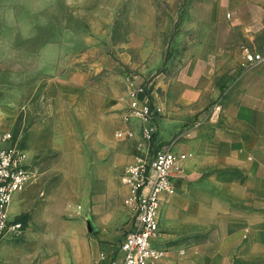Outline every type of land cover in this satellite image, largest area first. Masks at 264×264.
Returning <instances> with one entry per match:
<instances>
[{"label": "rangeland", "instance_id": "rangeland-1", "mask_svg": "<svg viewBox=\"0 0 264 264\" xmlns=\"http://www.w3.org/2000/svg\"><path fill=\"white\" fill-rule=\"evenodd\" d=\"M229 11L223 0H0V148L24 149L34 172L11 203L23 226L0 236V264H98L123 241L127 168L186 150L230 94L223 69L248 42ZM141 86L158 109L152 137L131 107Z\"/></svg>", "mask_w": 264, "mask_h": 264}, {"label": "crops", "instance_id": "crops-1", "mask_svg": "<svg viewBox=\"0 0 264 264\" xmlns=\"http://www.w3.org/2000/svg\"><path fill=\"white\" fill-rule=\"evenodd\" d=\"M223 4L230 10L227 22L246 42L264 34V0ZM242 61L243 53L239 67L223 69L230 94L220 114L211 116L206 131H191L180 151L189 155L185 174L161 216L168 253L154 264H264V63L254 69ZM30 189L24 185L17 201ZM94 258L107 264L98 252Z\"/></svg>", "mask_w": 264, "mask_h": 264}, {"label": "built area", "instance_id": "built-area-1", "mask_svg": "<svg viewBox=\"0 0 264 264\" xmlns=\"http://www.w3.org/2000/svg\"><path fill=\"white\" fill-rule=\"evenodd\" d=\"M242 48L245 68L264 63V47L243 45ZM131 107L143 118L146 136L152 137L158 109L153 108L144 86L132 92ZM11 138V133H5L2 139L8 142ZM188 156L165 146L150 157L137 159L127 168L124 180L129 187L133 211L131 227L117 247L101 253V260L107 264H154L166 257L168 250L162 245L163 203L177 193V183L185 174L183 161ZM33 178L34 172L24 149L16 145L0 148V236L22 229V223L11 216L10 206L15 194Z\"/></svg>", "mask_w": 264, "mask_h": 264}, {"label": "water", "instance_id": "water-1", "mask_svg": "<svg viewBox=\"0 0 264 264\" xmlns=\"http://www.w3.org/2000/svg\"><path fill=\"white\" fill-rule=\"evenodd\" d=\"M89 229L92 230V231L95 229V228L93 227V224H92L91 221L89 222Z\"/></svg>", "mask_w": 264, "mask_h": 264}]
</instances>
